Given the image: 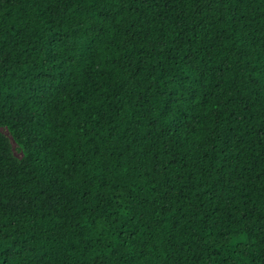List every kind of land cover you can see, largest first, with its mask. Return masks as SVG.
<instances>
[{
    "label": "trees",
    "instance_id": "obj_1",
    "mask_svg": "<svg viewBox=\"0 0 264 264\" xmlns=\"http://www.w3.org/2000/svg\"><path fill=\"white\" fill-rule=\"evenodd\" d=\"M0 123V264H264V0H0Z\"/></svg>",
    "mask_w": 264,
    "mask_h": 264
},
{
    "label": "rangeland",
    "instance_id": "obj_2",
    "mask_svg": "<svg viewBox=\"0 0 264 264\" xmlns=\"http://www.w3.org/2000/svg\"><path fill=\"white\" fill-rule=\"evenodd\" d=\"M0 136L5 138L8 144V154L17 161H21L25 157V149L23 144L18 141L7 123H0ZM8 204L15 205L16 201L7 202Z\"/></svg>",
    "mask_w": 264,
    "mask_h": 264
}]
</instances>
